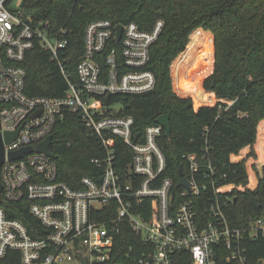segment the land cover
Masks as SVG:
<instances>
[{
	"label": "built area",
	"instance_id": "2783aa9c",
	"mask_svg": "<svg viewBox=\"0 0 264 264\" xmlns=\"http://www.w3.org/2000/svg\"><path fill=\"white\" fill-rule=\"evenodd\" d=\"M7 1L0 0V124L3 136L15 131L18 135L5 142L0 201L27 203L37 221V236L0 205V258L15 250L21 264H83L81 258L88 264H120L115 244L127 225L143 242L137 264H175L179 252H188L192 264H248L249 241H264V212L250 215L242 223L246 225L236 224L229 210L236 197L228 195L235 186L216 181L209 149L183 154L189 187L179 186L180 175L175 180L166 174L160 145L165 128L155 122L137 130L135 117L124 114L121 103L104 104L98 97L140 94L156 86L149 62L164 21L157 20L151 30L135 22L92 21L83 53L74 62V81L64 55L66 30H54L49 19H35L23 8H10ZM37 46L51 53L65 75L64 96H31L25 91L22 62ZM68 113L79 115L104 151L91 158L96 174L83 175L77 187L60 178L52 151L55 128ZM50 135L53 155L36 149ZM117 138L131 149L125 168ZM27 146H33L32 151L10 159L11 151Z\"/></svg>",
	"mask_w": 264,
	"mask_h": 264
},
{
	"label": "trees",
	"instance_id": "16d2710c",
	"mask_svg": "<svg viewBox=\"0 0 264 264\" xmlns=\"http://www.w3.org/2000/svg\"><path fill=\"white\" fill-rule=\"evenodd\" d=\"M22 7L35 19H49L54 30H66L69 45L64 55L68 58V76L74 81V62L83 53L85 31L92 21L105 18L116 23L135 22L142 29L151 30L162 19L164 27L151 47L149 62L156 75V86L140 94L98 97L104 104L121 103L123 113L135 117L134 128L140 131L159 116L169 114L171 135L166 136L164 131L160 139L167 159L166 174L178 179L179 167L184 164L186 168L183 154H202L208 148L207 159L217 168L216 181L235 186L228 195L236 197L229 208L236 224L264 212V161L258 160L255 151L260 136L264 149V0H23ZM193 41L198 43L195 52L209 42L212 71L205 78L198 72L194 74L190 84L182 86L186 90L182 94L176 86L178 70L174 61L190 53ZM206 58L202 55V59ZM202 59L197 66L204 62ZM22 65L29 95L66 94L67 79L50 52L37 46L28 52ZM182 69L180 65L179 71ZM200 83L202 91L198 92ZM215 96L217 101L210 102ZM115 145L123 154L119 159L123 158L120 165L125 168L131 160V149L121 138H117ZM52 151L60 178L75 187L83 175L96 174L98 168L91 158L104 153L99 140L89 134L74 113H68L57 124ZM249 162L255 170L258 168L254 186H250ZM23 204L0 201L11 217L22 218L37 236V221L29 214L28 204ZM141 245V238L124 225L116 239V261L137 264ZM248 247V264L264 259L263 240L249 241ZM0 264H21L20 253L9 251L0 258ZM175 264H192L191 255L179 252Z\"/></svg>",
	"mask_w": 264,
	"mask_h": 264
},
{
	"label": "rangeland",
	"instance_id": "374dc122",
	"mask_svg": "<svg viewBox=\"0 0 264 264\" xmlns=\"http://www.w3.org/2000/svg\"><path fill=\"white\" fill-rule=\"evenodd\" d=\"M22 2H23V0H13L10 4V8H12V9L23 8ZM198 39H199L198 40L199 43H202V41H201L202 37H199ZM191 44L193 45V47L190 49V53L185 54L184 56H182V58H178L177 60L174 61V64H176L175 67H177V70H178L176 73V76H175L176 86H177V89L182 94L186 93V90L183 89L182 86L190 84V82H191L190 80L193 79L192 77H194V74H196L198 72L199 75L202 74L203 78H205L212 71V51H211V48L209 46V42H208V44H206L204 46L202 45V47L199 46V49H198L199 51H196V52H195L194 48H196V46H198V43L193 41ZM202 55H205L207 58L205 60L202 59ZM199 58H201L204 62L197 66ZM180 65L183 66V69L181 71H179ZM173 74H174V70H173ZM201 91H202V86L200 83V88H199L198 92H201ZM198 92H197V94H198ZM197 98H198V95H197ZM200 99H201V101L205 102L204 99H202V98H200ZM209 101L215 103L217 101L216 96H215V98L210 99ZM259 139H260V142L258 145H256L255 151L257 152L258 160L260 159V161H264V149L262 147L263 137L260 136ZM243 153H244V151H243ZM259 153H260V156H259ZM247 161H249L248 158H247ZM255 168H256V170L258 169L257 166ZM256 170L252 167L251 162H249L250 186H254L255 184H257ZM65 264H69V263H65Z\"/></svg>",
	"mask_w": 264,
	"mask_h": 264
},
{
	"label": "water",
	"instance_id": "95a60500",
	"mask_svg": "<svg viewBox=\"0 0 264 264\" xmlns=\"http://www.w3.org/2000/svg\"><path fill=\"white\" fill-rule=\"evenodd\" d=\"M122 31H123V25L122 24L117 25V36L119 38L122 35ZM156 122L160 123L165 128L166 136L171 135L172 126H171V117L169 114H163L159 116ZM17 135H18V131H15V132H6L5 135L3 136L2 131H1V124H0V169H1L3 162L5 161V142L9 143L13 141L17 137ZM52 137H53L52 135L48 136L43 142L37 145L36 149L38 151L46 152L49 155H53V153L50 150V146L52 143ZM32 149H33V146H27V147L21 148L16 151H11L9 153V157L10 159L21 158L27 152L32 151ZM179 175H180V179H179L178 185L189 187L188 180L186 177H184V169L182 165L179 167ZM2 189H3V186L0 181V197L2 196ZM81 259L83 261V264H88L84 258H81ZM258 264H264V259H260Z\"/></svg>",
	"mask_w": 264,
	"mask_h": 264
}]
</instances>
